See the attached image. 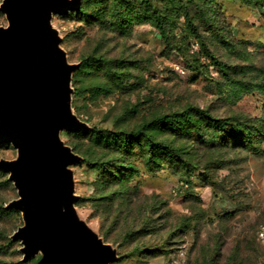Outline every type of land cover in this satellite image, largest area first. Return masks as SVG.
Instances as JSON below:
<instances>
[{"label":"rangeland","instance_id":"1","mask_svg":"<svg viewBox=\"0 0 264 264\" xmlns=\"http://www.w3.org/2000/svg\"><path fill=\"white\" fill-rule=\"evenodd\" d=\"M143 1L118 0L125 17L114 14L107 24L91 23V15L113 0H84L82 12L52 15L76 65L72 111L87 124L60 132L81 157L70 166L78 217L116 251L110 264H264V3L150 0L148 8ZM7 25L0 11V27ZM202 52L229 66L227 75L206 65L192 77L194 59L210 63ZM191 107L261 123L256 149L239 147L237 133L209 147L205 129L178 135L156 127L149 131L156 142L181 147L187 157L161 164L147 140L143 151L137 142L123 151L108 136ZM17 156L11 143H0V160ZM17 198L0 170V264H40L42 253L24 261L13 239L24 225L23 212L8 208Z\"/></svg>","mask_w":264,"mask_h":264},{"label":"water","instance_id":"2","mask_svg":"<svg viewBox=\"0 0 264 264\" xmlns=\"http://www.w3.org/2000/svg\"><path fill=\"white\" fill-rule=\"evenodd\" d=\"M82 0H3L0 11V143L18 151L0 170L18 191L8 208L23 212L13 234L24 261L40 264H110L116 251L78 217L70 166L81 160L60 137L87 124L71 107L74 64L61 48L52 15L78 10Z\"/></svg>","mask_w":264,"mask_h":264},{"label":"trees","instance_id":"3","mask_svg":"<svg viewBox=\"0 0 264 264\" xmlns=\"http://www.w3.org/2000/svg\"><path fill=\"white\" fill-rule=\"evenodd\" d=\"M259 3H264V0H255ZM84 0L81 1L80 8L78 10L69 11L70 12H82V4ZM146 6L149 8L150 0H144ZM118 0H113V4L110 2H101L99 3V9L91 15V23H109L113 18L114 14H119L121 17H125L126 8L118 7ZM123 8V9H122ZM67 13V14H68ZM66 15V14H64ZM90 17V14H89ZM95 20V21H94ZM206 58L209 59L210 63H202L200 58L194 59L192 64H189L188 70L197 77L199 74L203 73L206 68L205 66H219L221 67L224 76L227 75L226 70L230 69L229 66L217 62L214 58L210 59L209 54L206 55L202 52ZM220 69V71H221ZM72 87V86H71ZM264 92V91H263ZM261 123H250L247 120H241L240 118H214L209 114V112L200 107H191L182 112H175L168 115L157 116L150 123L145 124L141 127L131 130L126 134L118 133L119 135H114L113 133L108 132V136H113V139L120 142V147L123 151H128L132 142H137L140 144L139 148L142 150L141 142L147 140L148 142V153L154 157H163L162 163H176L184 164L187 161V157L184 156L183 149L181 147L174 146L169 142H156L150 136V129L159 127L170 128L172 131H175L178 135H183L185 133H191L192 128L201 130L205 129L210 133L209 138V147L215 145L216 139H228V137L233 136L234 133L240 135V141L238 143L239 147L248 149V144L252 145L256 149L255 143L252 141V138L257 134L261 133L260 129ZM116 134V133H115ZM67 145V144H66ZM255 145V146H254ZM69 146V145H68ZM225 147L234 148L233 143L227 142ZM74 149V148H73ZM143 151V150H142ZM74 152V151H73ZM75 153V152H74ZM77 154V153H76ZM118 169V168H116ZM186 185L189 187L191 185L190 180L186 181ZM187 187V188H188Z\"/></svg>","mask_w":264,"mask_h":264},{"label":"built area","instance_id":"4","mask_svg":"<svg viewBox=\"0 0 264 264\" xmlns=\"http://www.w3.org/2000/svg\"><path fill=\"white\" fill-rule=\"evenodd\" d=\"M176 70L181 73V74H185L186 73V70L185 69H182V68H176ZM187 186V185H186Z\"/></svg>","mask_w":264,"mask_h":264}]
</instances>
